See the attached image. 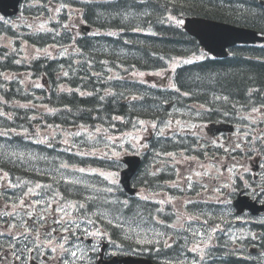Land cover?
<instances>
[{
	"label": "trees",
	"instance_id": "1",
	"mask_svg": "<svg viewBox=\"0 0 264 264\" xmlns=\"http://www.w3.org/2000/svg\"><path fill=\"white\" fill-rule=\"evenodd\" d=\"M61 2L30 0L25 10L30 16L42 15L41 3L47 6ZM66 3L75 10L71 15L64 12L62 17L51 20L49 29L22 36L40 49L60 47L64 53L27 60L20 59L19 40L11 49L0 47V140L5 150L6 145H13L28 152L39 151L45 157L63 158L66 165L85 166L93 159L77 150L105 147L104 160L110 159L103 141L141 129L140 121L163 125L178 116V113L170 116L166 111L165 104L171 100L194 108L208 105L212 119L218 118L216 110L233 112L264 103V45H239L231 49L228 57L213 58L182 24L176 23L185 16H200L264 33V6L259 0H66ZM51 15L49 10L47 17ZM75 17L93 25L95 34L86 37L74 34L67 22ZM0 32L16 36L11 29L1 28ZM172 64H176L178 96L151 91L138 81L144 72ZM24 73H29L38 86L31 84L33 88L27 89L20 78ZM16 74L20 76L14 79ZM81 127L88 130L87 140L95 135L99 144L84 147L77 140L75 144H66L69 141L64 135L66 130ZM43 130L53 131V135L39 141ZM152 141V151L145 154L158 160L169 159L172 157L169 154L189 155L195 148V140L187 135H157ZM131 151L136 152L133 148ZM63 162L48 163L54 169ZM23 164L2 161L0 166L12 175L30 174L25 168L27 164ZM162 177L152 175L149 168L141 182L137 179V184L154 189L164 182ZM69 190L72 191L71 186L65 187V191ZM111 196L113 200L102 203L122 210L125 195ZM126 196L129 205L124 211L130 219L152 221V216L160 211L154 208L157 204L151 203L154 207L148 204V208L144 200ZM162 245L158 254L174 251ZM227 254L228 258L223 259L227 264L246 263L236 261L231 252Z\"/></svg>",
	"mask_w": 264,
	"mask_h": 264
},
{
	"label": "rangeland",
	"instance_id": "2",
	"mask_svg": "<svg viewBox=\"0 0 264 264\" xmlns=\"http://www.w3.org/2000/svg\"><path fill=\"white\" fill-rule=\"evenodd\" d=\"M71 6L68 5V8H70ZM65 9L64 6H57L53 9V12L56 14H59L61 12H63ZM19 22H15L13 20H11L9 23L13 24L14 26H19ZM22 23H24L25 21H21ZM47 20L46 19H38L37 21H28L25 22L26 26H28L30 29L37 30L39 27H43L44 25L47 26ZM0 44L1 45H5L9 48L13 47L14 45V41L7 35H0ZM23 49H22V56L29 58L32 56H35L37 54H44V52H41L40 50H38L37 48L33 47V46H29L26 42H23L22 45ZM48 52V50H47ZM45 51V53H47ZM58 52V51H57ZM51 54H54V50H52L50 52ZM165 72L164 71L162 73H160V80L165 79V81L167 83L171 82V78L170 76H165ZM15 77H17L15 75ZM165 77V78H164ZM30 78H27L24 82L25 84L28 86V84L34 83V86H36V82L30 81ZM181 112H184V109H179ZM155 125V127L157 126V123L155 122H144L143 124H141V129H139L136 132H132L131 134H129L127 137H108L105 141H103V145L107 146V151L111 154V156L113 157L112 159V165L108 166V167H96V166H78V165H73L70 166L68 168L63 169V171L58 172L56 170H54L53 168H51L49 166L50 162L48 159H43L46 158L45 156L40 155L39 151H35V152H28L26 150L23 149H19L16 146H8L6 145V150L5 147L2 143V141L0 140V157L4 158L3 155L8 154V158L14 160L15 158V162L19 161L22 163L21 166H23V163L29 164V166L32 167H37L36 169L40 172V173H44V174H48L51 176V181H53L52 179H54V174H59L61 176V178H65L66 182H74V183H81L85 186H87L88 191V198H92V195H98V197H95L96 201L95 203H93V209L88 211V215L89 216H93L94 214H99L102 216H104L105 218H110L112 220H115L117 222V225L120 226L123 230H124V234L126 236L129 235H137L139 238L140 237H146L145 240H151V236H154V239L157 241V244H159L162 240L161 238H157L159 235H157L156 233L159 231V228L153 224H151L150 222L147 223V225H145L144 223H137L135 220L130 219V217L124 215V217L121 216H115V211H113L112 209L104 206V204L102 203V200H104L102 197L99 196V194H107L108 192L106 190H108L109 187H113V185L115 183H113V181H118V177L120 175V171L118 170V167H120V163L122 158L128 153V150L130 149V146L135 147L136 149H138L139 151H145L147 149V146L149 145L148 140L150 139V137L153 135V131L155 129V127H153L152 125ZM174 126L172 123H168V125L166 127H164L163 133L164 134H168V132L170 131H174ZM53 131H45V133L42 135L41 138H38L39 141H42V139L47 140L49 137H51L53 135L52 133ZM86 131H84L83 129H74V128H70L66 130V133H64L65 136L69 137V141H66V144H75V139L77 138L76 143L80 144V143H87V144H91V145H95V144H99V142H97L95 140L94 135H90V139L88 137V140L86 138ZM105 148V147H104ZM102 147H98L97 149L93 150L94 152H100L102 151ZM130 152V151H129ZM80 155H83V152H79ZM114 153H119V155H114ZM12 155V156H11ZM171 161V160H170ZM45 162V164H44ZM172 162V161H171ZM190 168L193 167V165H189L188 160H182V170H183V174ZM43 169H48V170H43ZM83 170V171H81ZM29 171H31V169H29ZM58 179V178H56ZM9 182V180L7 181ZM25 182L22 181L21 184L23 185ZM36 185H39V183L35 182ZM48 184V183H45ZM30 184H27L26 190H25V194L23 196V198L21 200H19L17 202V205L19 204H25L27 200H32L33 202L36 201V199H41L42 202L44 204H46L45 207H41V205H38L36 207V214L32 217L29 218L28 221L26 222L27 224L30 225V227L27 230V234L30 233H37V235H34L35 237L38 238V236L42 233L44 235V239H46L47 237H51V240H57L59 239V247L61 248L62 252L64 250V246H66V244L73 238L72 236H75L76 234H79L81 230L84 229V233L87 236H93L94 233L96 232H91L92 227L90 225V223H85V222H81L79 223L78 218H76L72 213L68 212V210H66L64 204L61 202V199L63 198L62 193L57 192L55 196H49V205H47L46 203V197L40 195V193L38 192V188H30ZM141 195L143 196V198H151L152 200H162L165 196L168 197V195L165 194H155V195H151L146 193L145 191L141 193ZM30 198V199H29ZM86 200V199H85ZM187 201H189L188 198L186 199H175L173 202L176 206V208H178L180 211L184 205V203H186ZM99 202H101L102 204H99ZM73 205L76 204V202H71ZM54 205H56V207H54ZM31 213L29 212H25L22 211V214L17 217L18 219H14L13 217L16 215V211L12 212V213H6V218L5 219H9V217L11 218L12 222H23L25 220V218H27V215H30ZM226 211L225 210H218L217 214L215 215L217 218H221L224 219L226 217ZM94 218V217H93ZM186 217H184L183 215L181 216L180 219H184ZM246 218V217H245ZM45 221V225L43 227H40L39 225L37 226V229L32 228L31 226H35L34 225V221L40 222L41 220ZM50 219L51 220V224L54 225L56 227V230L59 232H56L54 235L52 233L47 234L45 231V227L46 226H51L49 225V223H47V220ZM247 219V218H246ZM248 220V219H247ZM144 221V219H143ZM87 222V221H86ZM195 222H199V221H195ZM194 222H192L193 224ZM257 224L254 225H260L261 221H257ZM182 224V223H181ZM199 227H204L199 226ZM2 228L3 230H7L8 229V225H7V221L6 222H2ZM246 230V228H241L240 233L244 232ZM91 232V233H90ZM97 232H101L103 233V230L100 229ZM247 232V231H246ZM195 234V233H194ZM201 234V238L203 239L202 241H199L198 243H196V238L193 237L195 240L193 242V244H190L191 249L193 250L194 248H199V243H203L204 246L207 245H215L211 239H208V234L205 233H200ZM211 234H209L210 236ZM229 235L231 237H234L237 235V233L235 232V230H231L229 231ZM33 236V235H32ZM65 236V238H68L66 241H63V237ZM105 236V240L110 241L113 240L112 236H108V235H104ZM157 238V239H156ZM207 238V239H206ZM43 240H40V242H42ZM49 241H45V245L49 244ZM35 244V243H34ZM33 244V246H34ZM39 245V244H38ZM36 247V246H35ZM238 248V247H237ZM43 251H46L45 248H42ZM221 250V249H219ZM234 250H236V248L234 247ZM27 252H31L30 248H28ZM64 253V252H63ZM197 264H199L196 261Z\"/></svg>",
	"mask_w": 264,
	"mask_h": 264
},
{
	"label": "flooded vegetation",
	"instance_id": "3",
	"mask_svg": "<svg viewBox=\"0 0 264 264\" xmlns=\"http://www.w3.org/2000/svg\"><path fill=\"white\" fill-rule=\"evenodd\" d=\"M246 128V126H244ZM217 140H221V138L217 137ZM239 139L241 140V135H239ZM210 147V145H208ZM243 149V148H239ZM247 149V147H245ZM249 149V148H248ZM236 157L239 159H245V163H251V154L253 156L254 151L249 149V152H245L243 150L237 151ZM250 154V155H247ZM43 159H48L43 158ZM15 160V158H14ZM8 160V158H1L0 163L2 161H14ZM263 160V157H262ZM45 164V162H44ZM25 168L31 169L30 174H6L2 173L0 170V264H133L126 263L124 258L129 255L134 256H143L151 259L155 264H183L182 260L175 262L173 260H169L162 257H155V255H145L140 252H129L123 251L118 245H114L112 242H108L105 240V230H103L102 236L93 235L88 238H85L83 235L76 236L74 240H70L67 244L69 247L64 249L63 252L59 247L58 240H50L49 244L45 245V241L41 235L37 238L33 233L27 234V228L22 232L21 226L26 227L29 224L28 216L25 218L23 222L18 224L17 222H12L11 218L5 219L6 213H12L14 211L18 212H36V207L41 205V207H45L46 204L42 202L41 199H36V201L27 200L25 204L17 205V202L21 200L25 194V190L27 184H30V188H38V192L40 195L46 197V203L49 205V196L50 189L49 184H44L43 180H49L50 177L48 174L40 173L36 168L32 166H26ZM1 169V167H0ZM48 170V169H43ZM202 187H204L202 196L203 197H211V195H205V192L208 191V186L206 184H211L216 187L215 190L218 191L219 195L223 194V199H225V188L224 181L226 179L225 174L220 172L216 173L217 169H212V172H208V167L205 161H202ZM223 171H226V167H222ZM54 179L58 180L61 178L59 174H54ZM10 182H7V181ZM25 183L22 185L21 182ZM35 182L39 183L36 185ZM58 182V181H57ZM264 180L260 187H256V189L252 192L256 194L257 200L260 203H264ZM188 185L185 186L187 188ZM215 190H210V193H215ZM251 195V193H250ZM187 196L193 197L192 191L187 193ZM228 197L231 199L234 197L233 193H228ZM211 201V200H210ZM38 204V205H37ZM220 204V203H219ZM56 207V205H54ZM261 216L256 217L260 218L264 216V212L260 214ZM34 215L31 216V218ZM15 219V216L13 217ZM16 220V219H15ZM8 225L7 230H3L2 222H6ZM45 222V221H41ZM36 222L40 227L43 226V223ZM49 219L47 223H49ZM56 225V224H55ZM54 226V225H53ZM46 226V230L49 232L50 228L53 227ZM33 227V226H31ZM255 227V226H254ZM256 228V227H255ZM261 229H254V235L248 238L245 242L238 244V249L240 253L236 254V259L245 260L246 264H264V223L260 225ZM57 230H55V233ZM33 235V236H32ZM40 242V240H42ZM91 239V241L89 240ZM34 240L39 243L38 248L35 249L31 247L30 251L27 252L28 248L34 243ZM41 247V248H39ZM42 248H45L46 251H43ZM53 249H55L53 251ZM75 252L76 255L73 256L72 253ZM167 258L173 259V256H166ZM243 261V262H245ZM191 263V262H188ZM187 263V264H188Z\"/></svg>",
	"mask_w": 264,
	"mask_h": 264
},
{
	"label": "water",
	"instance_id": "4",
	"mask_svg": "<svg viewBox=\"0 0 264 264\" xmlns=\"http://www.w3.org/2000/svg\"><path fill=\"white\" fill-rule=\"evenodd\" d=\"M20 1L21 0H0V11L5 15H14L19 10ZM262 4H264V0H262ZM184 27L192 36L199 40L206 51L216 57L228 56V48L235 45L264 41V37L260 36L258 32L253 29L203 17H187ZM83 28L85 34H88L92 29L88 26H84ZM170 107L171 106L168 105V108ZM212 129L219 132L225 129V127H217L214 125ZM124 162L127 164V167L121 172V182L129 193L134 194L135 190L131 188V179L139 169L141 159L138 156H126ZM236 206L239 210H243L246 207L252 208L245 203L243 199L237 201ZM130 260L134 262L133 259H126L125 261L127 262Z\"/></svg>",
	"mask_w": 264,
	"mask_h": 264
},
{
	"label": "snow or ice",
	"instance_id": "5",
	"mask_svg": "<svg viewBox=\"0 0 264 264\" xmlns=\"http://www.w3.org/2000/svg\"><path fill=\"white\" fill-rule=\"evenodd\" d=\"M176 23H177V24H182L183 21H182V20H177ZM201 58H203V57H201ZM65 75H66V74H65ZM140 123L143 124L144 122H143V121H140ZM152 126L155 127L154 124H153ZM97 131H99V130H97ZM114 155H117V156H118L119 153H114ZM81 171H83V170H81ZM113 183H116V181H113ZM110 190H111V189H109V191H110ZM94 234L97 235V236H102V235H103V233H101V232H96V233H94ZM54 250H55V249H53V251H54ZM193 251H196V249L194 248ZM72 255L75 256L76 253L73 252Z\"/></svg>",
	"mask_w": 264,
	"mask_h": 264
},
{
	"label": "bare ground",
	"instance_id": "6",
	"mask_svg": "<svg viewBox=\"0 0 264 264\" xmlns=\"http://www.w3.org/2000/svg\"><path fill=\"white\" fill-rule=\"evenodd\" d=\"M217 214V212L215 213V215ZM243 215H244V217H246L251 223H253V224H257L256 222L257 221H261L260 219H256V217H253V216H250V215H248V214H246V213H243ZM219 219H221V218H219ZM262 224V222L260 223V225ZM260 225H255V226H260Z\"/></svg>",
	"mask_w": 264,
	"mask_h": 264
}]
</instances>
